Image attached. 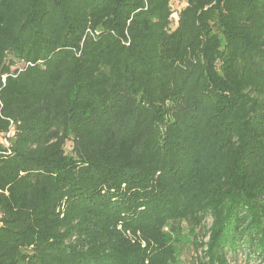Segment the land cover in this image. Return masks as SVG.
<instances>
[{
  "label": "trees",
  "instance_id": "16d2710c",
  "mask_svg": "<svg viewBox=\"0 0 264 264\" xmlns=\"http://www.w3.org/2000/svg\"><path fill=\"white\" fill-rule=\"evenodd\" d=\"M207 218L199 264L264 259V0H0V264H173Z\"/></svg>",
  "mask_w": 264,
  "mask_h": 264
},
{
  "label": "rangeland",
  "instance_id": "374dc122",
  "mask_svg": "<svg viewBox=\"0 0 264 264\" xmlns=\"http://www.w3.org/2000/svg\"><path fill=\"white\" fill-rule=\"evenodd\" d=\"M69 149V145H66ZM210 225V219H205L200 228H190L185 223L178 233H171L172 241L178 250V259L173 264H199V258L202 249L205 248L204 242L207 240V230ZM201 242V246L199 243ZM229 264H264V259L257 256L256 253L248 249H237L228 252Z\"/></svg>",
  "mask_w": 264,
  "mask_h": 264
}]
</instances>
